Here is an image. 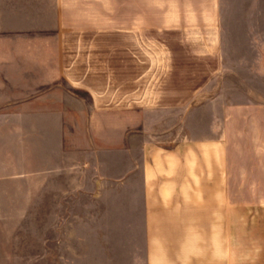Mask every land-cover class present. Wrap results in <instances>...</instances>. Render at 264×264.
<instances>
[{
	"label": "crops",
	"instance_id": "0c3cea01",
	"mask_svg": "<svg viewBox=\"0 0 264 264\" xmlns=\"http://www.w3.org/2000/svg\"><path fill=\"white\" fill-rule=\"evenodd\" d=\"M240 21L244 28L264 22V0H0V45L23 39L54 43L62 66L70 63L67 50L86 46L97 61L66 67L62 75L97 97L100 86L113 85L111 73L98 80L100 70L109 71L102 62L109 39L118 38L120 83L135 84L139 92L146 82L142 37L164 35L167 49L180 48L188 65L191 58L206 62L209 52L221 62V30ZM85 69L89 79L75 76ZM204 85L191 87L192 94ZM218 106L219 134L200 140L205 158L194 140L172 148L147 143L143 170L122 179L124 190L115 176L106 195L92 194L96 206L81 202L64 213L67 264H264L260 238V246L250 249H240L238 241L241 228L257 226V235L264 234V100ZM243 252L254 255L241 259Z\"/></svg>",
	"mask_w": 264,
	"mask_h": 264
},
{
	"label": "rangeland",
	"instance_id": "374dc122",
	"mask_svg": "<svg viewBox=\"0 0 264 264\" xmlns=\"http://www.w3.org/2000/svg\"><path fill=\"white\" fill-rule=\"evenodd\" d=\"M221 33L222 61L209 52L206 62L191 58L190 65L180 48L167 49L164 35L142 37L146 82L139 92L135 84L120 83L118 38L109 39V53L99 59L109 71L100 70L98 80L111 73L113 85L100 86L97 97L62 75L66 67L97 61L86 46L67 50L70 63L62 66L54 43L23 39L0 45V264H67L64 213L81 202L96 206L92 194L106 195L115 176L124 190L122 179L143 170L145 144L172 148L194 140L205 158L200 140L219 134L218 104L264 100V22L244 28L240 21ZM89 73L74 74L86 81ZM217 85L216 94L191 105L198 92ZM241 230L240 249L259 247V238L264 242L257 226ZM258 255L264 259V251Z\"/></svg>",
	"mask_w": 264,
	"mask_h": 264
},
{
	"label": "water",
	"instance_id": "95a60500",
	"mask_svg": "<svg viewBox=\"0 0 264 264\" xmlns=\"http://www.w3.org/2000/svg\"><path fill=\"white\" fill-rule=\"evenodd\" d=\"M210 95H212L211 92L200 93V94H198V95L192 100L191 105L203 101V100L205 99V97L210 96Z\"/></svg>",
	"mask_w": 264,
	"mask_h": 264
}]
</instances>
